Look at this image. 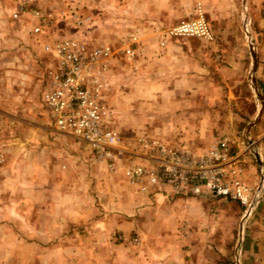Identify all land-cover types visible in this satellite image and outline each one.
Masks as SVG:
<instances>
[{
  "label": "rangeland",
  "instance_id": "rangeland-1",
  "mask_svg": "<svg viewBox=\"0 0 264 264\" xmlns=\"http://www.w3.org/2000/svg\"><path fill=\"white\" fill-rule=\"evenodd\" d=\"M75 2L0 0V264H47L44 260L50 252L19 242L18 237L23 236L17 212L61 210L73 218L67 229L72 252L60 261L52 255L49 264H264V190L246 220L241 218V208L230 200L173 195L162 188L139 192L125 182L122 170L141 162L140 153L124 154L110 171L94 160L86 145L58 133L49 123L41 105L45 71L50 65L43 47L60 38L114 49L128 44L113 41L110 8L95 12L84 8L80 0ZM196 3L212 31L222 26L235 37L230 43H218L214 38L211 43L194 38L173 42V53L184 60L186 78L194 82L195 89L187 93L191 99L202 100V105L184 110H193L201 129L210 131L205 139L197 140L200 151L221 137L244 148L255 168L250 179L253 186L258 169L264 172L263 163L256 166L252 154L256 151L262 162L260 150L250 134L264 104V0H193V7ZM33 10L48 16L37 33L32 32L37 23L31 16ZM99 13L109 24L93 19ZM192 14L181 20H189ZM85 18L87 21L76 24L75 19ZM250 43L256 56L253 74ZM136 57L116 59L119 75L113 74L114 60L105 78V102L118 117L112 118L113 127L127 150L140 135L182 142L173 132L167 137L166 127L177 123L170 122L166 109L149 105L146 94L156 101L160 91L144 92L149 77L151 82L160 80L167 67ZM115 76H119L117 83ZM226 83L233 85L230 93ZM207 99L212 100L209 105ZM259 110L255 123L245 132ZM244 138L252 144H246ZM163 139L158 140L166 143ZM51 195L65 196V201L43 202Z\"/></svg>",
  "mask_w": 264,
  "mask_h": 264
},
{
  "label": "built area",
  "instance_id": "built-area-1",
  "mask_svg": "<svg viewBox=\"0 0 264 264\" xmlns=\"http://www.w3.org/2000/svg\"><path fill=\"white\" fill-rule=\"evenodd\" d=\"M31 16L37 22L32 32L37 33L48 16L39 10H33ZM16 17L13 13L12 18ZM85 21L87 18L75 19L77 25ZM187 38L213 42V33L199 3L194 7L193 18L178 21L162 31L158 45L163 47L167 39ZM135 43L132 36L127 45L114 49L109 45L89 46L73 38H60L43 47L50 65L45 71L41 105L52 127L86 145L94 160L110 171L114 169V161L124 154L140 153L141 162L122 170L125 182L139 192L168 187L173 195L188 193L230 200L241 208V218L246 220L260 202L264 172L259 168L255 184H247L241 166L245 150H238L234 141L221 137L199 155L142 135L134 138L133 148L127 150L124 146L102 100L112 62L120 57L132 60Z\"/></svg>",
  "mask_w": 264,
  "mask_h": 264
},
{
  "label": "crops",
  "instance_id": "crops-1",
  "mask_svg": "<svg viewBox=\"0 0 264 264\" xmlns=\"http://www.w3.org/2000/svg\"><path fill=\"white\" fill-rule=\"evenodd\" d=\"M72 1L75 2L77 0ZM104 1L105 0H80V3L84 4V8H86L87 10H93L95 12L108 11V9L110 8V10L112 11V21L111 25L109 26L111 27V32L113 34V41L118 42V44L122 42L128 43L130 37L133 36L136 40L134 54L135 56H137V59L143 60L146 63L149 62L150 59H153L156 64L158 63L162 65V67H167L165 69H162V77L160 80L151 82V78L149 77V81L144 88V92L147 93L149 91H160V97L158 96L159 99L156 98V101L153 100L155 97L153 98L152 94H146L148 95V99H151L149 101V105H151L152 107L154 105L160 106L162 107V109H166L165 112L168 114V116H171L170 122L177 123L175 124L176 127H166L167 137L171 136V133L173 132L172 134H178L180 136V138H178V141L182 142H168L166 141V139H163V137L160 136L158 139H163L164 141H166L167 145L171 144L170 146L172 147L183 149L194 155L204 153L206 151V148L204 147L205 149L203 148L204 150L200 151V142H198L197 140H200V138L205 139L206 135L208 136V133H210V131L207 129H201L198 121L199 118L197 119L194 116L193 110L189 113H187L188 111L184 110L186 107H198L202 105V100H198L197 98L196 100L195 98L191 99L192 96L187 93L195 89L193 87L194 82H192V79L188 80L186 78V67L183 63L184 60H181L182 56L179 55V53H173V51H175L173 50V48L175 49V45L173 42L177 41V39L165 40V44L163 47H160L158 45L160 34L165 28L176 23L178 20L184 19L185 16L191 15L192 13L193 14L191 18H193V0ZM71 6L74 5L72 4ZM93 19H95L97 23L99 20H105L106 23L109 24V20H107L102 13H99V15L96 17L93 15ZM227 29L228 28L224 30L222 29V26H218V28H215L213 31L211 30L215 42L230 43L233 41V37L235 36L231 35ZM175 60L176 64L172 63V61L175 62ZM116 61L114 62L116 64L112 65V67L115 66L113 74L119 75L121 68H119L120 65L118 66L119 62ZM219 70L227 71L226 68H220ZM118 79L119 76H115L116 83ZM134 85L132 83L131 87H134ZM225 85L228 88V92L230 93L233 88L232 83H226ZM110 91L111 89L109 88V93ZM133 96L134 98H136V93ZM105 100L106 95L103 96L102 101L104 106L109 110L111 119L113 117H115V119L118 118L116 114H114L115 116L113 115L114 110H110ZM205 101L207 102L205 103L208 105L212 102L211 99H207ZM158 102H160V104ZM250 134L251 139L255 142V144L257 143L259 145L260 157L262 161L261 163H263V165L261 166L264 167V104L259 120L257 124L254 125V127L251 129ZM238 150L241 151L242 148H238ZM249 159L250 157L248 156V154L245 151L242 152L241 166L248 180V185L251 184L250 179L255 175V168H253V165H251V161ZM256 166H258V164H256ZM254 182L255 178L254 180H252V184H255ZM162 189L169 193L168 187H163ZM54 196L56 197V199L54 198ZM50 200H58L60 202H63L65 201V196L59 195L57 197V195H51L48 198H43V202H50ZM26 201L28 200L24 197V199H22V202L25 203ZM17 218L22 222V227H20V223L18 222V229H21L20 235L23 236L21 237L18 235L19 242L23 247H25V244H27V247H31L33 250L50 252L48 255V259L44 260L46 261L45 263L49 264V262H52V255L54 256L53 258H56L57 261H60L61 257L65 258V254H69L68 252H72L70 237L67 238V229L70 226V221H73V218L69 213L67 214L66 211L61 210V212L59 211L56 213H49L48 211H32L31 213L20 211L17 212ZM25 237H27L26 240ZM54 237L57 238L56 241L54 240ZM44 244H46L45 246L47 247H41ZM57 264H60V262H58Z\"/></svg>",
  "mask_w": 264,
  "mask_h": 264
},
{
  "label": "water",
  "instance_id": "water-1",
  "mask_svg": "<svg viewBox=\"0 0 264 264\" xmlns=\"http://www.w3.org/2000/svg\"><path fill=\"white\" fill-rule=\"evenodd\" d=\"M249 48H250V51H251V52H250V56H251V60H252V68H251V71H252V74H253V72H254V70H255V68H256V56H255L254 52L252 51L253 48H252V44H251V43L249 44ZM259 98H260V97H259ZM259 113H260V110H259L257 116H255L254 120H253V121H252V122L246 127V131H245V132H247V130H248L250 127L253 126V124L255 123V121H256V119H257ZM245 134H246V133H245ZM243 141H245L246 144H248V145H251V144H252V142L246 140L245 138H244ZM252 155H253V157H254L255 162L258 164V166H260L261 162H260V160H259V157H258L257 152H256V151L253 152Z\"/></svg>",
  "mask_w": 264,
  "mask_h": 264
}]
</instances>
